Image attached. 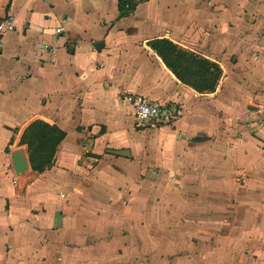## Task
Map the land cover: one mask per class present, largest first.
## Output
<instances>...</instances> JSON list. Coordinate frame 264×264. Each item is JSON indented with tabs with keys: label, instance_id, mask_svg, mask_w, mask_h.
<instances>
[{
	"label": "crops",
	"instance_id": "0c3cea01",
	"mask_svg": "<svg viewBox=\"0 0 264 264\" xmlns=\"http://www.w3.org/2000/svg\"><path fill=\"white\" fill-rule=\"evenodd\" d=\"M117 1L0 0L15 25L0 53V264H264V153L220 134L264 119V0H132L125 17ZM161 38L220 68L213 91L176 78L148 45ZM128 95L187 107L146 136L153 159H141L149 130H135ZM34 120L65 137L48 168L16 175L10 152L27 156L19 140ZM122 149L130 157L106 152ZM149 163L162 167L154 182Z\"/></svg>",
	"mask_w": 264,
	"mask_h": 264
},
{
	"label": "trees",
	"instance_id": "16d2710c",
	"mask_svg": "<svg viewBox=\"0 0 264 264\" xmlns=\"http://www.w3.org/2000/svg\"><path fill=\"white\" fill-rule=\"evenodd\" d=\"M132 0H118L119 17H125L134 10ZM150 48L161 58L164 65L182 83L197 92L213 91L221 70L213 62L186 52L170 40L161 38L148 43ZM65 133L55 125L34 120L23 130L19 145H25L31 170L41 172L51 164L55 149Z\"/></svg>",
	"mask_w": 264,
	"mask_h": 264
},
{
	"label": "rangeland",
	"instance_id": "374dc122",
	"mask_svg": "<svg viewBox=\"0 0 264 264\" xmlns=\"http://www.w3.org/2000/svg\"><path fill=\"white\" fill-rule=\"evenodd\" d=\"M5 40H6V37H5ZM126 118V122H125V128L127 127L128 128V126L129 125H131L132 126V128H133V124H132V119H131V117H130V115H128V117L126 116L125 117ZM124 118V119H125ZM262 119V118H261ZM254 122V120L252 121V120H246V121H244V120H242V118H239L238 120H237V124L240 126V125H244L245 123H253ZM262 122H264V119H262ZM262 122H260L259 121V119H257L256 120V123H257V125L258 126H256L257 128H255V126L253 127V126H249V127H247L246 126V128H241V129H239L237 126H236V124H235V121H228V123H229V125H230V127H229V130H227V132H226V135H224L223 134V132H221L220 134H221V136L222 137H229L228 139L229 140H232V139H237V140H242V141H246V142H244L245 144V149H244V154L245 155H247V154H250V155H252V154H255V153H260V154H263L264 153V130L263 129H261V126H262ZM145 129H148L149 130V132H148V134L146 135V133L144 132V133H142L140 136H138V137H143V139L141 140V141H138V145L139 146H146L145 148L147 149L146 151H144L143 150V155H142V157H141V159H153V157H154V152H152L151 150H149V143H150V141H147L146 140V136H148V138H158L159 136H161V135H163L164 136V133H162V132H158V131H154L156 128L158 129V128H160L159 126H156L155 124L154 125H147L146 127H144ZM144 128H142V129H144ZM144 129V130H145ZM245 129H248V130H245ZM135 130H136V128H135ZM169 131V130H168ZM125 133H127V132H125ZM129 136V138L130 137H132L130 134L128 135ZM247 141H249V142H247ZM217 143H212V144H209V146L208 147H205V150L204 151H206L207 153H212L213 155H215L214 153L216 152L215 150H214V148L215 149H219L220 147H222L221 145H220V143L218 142V141H216ZM250 142L252 143H254V145H251L250 144ZM209 143V142H208ZM226 143H228V141L226 142ZM20 147V146H19ZM250 148L249 150H246V148ZM181 152H179V154H180ZM141 154H142V152H141ZM147 157V158H146ZM215 158V157H214ZM213 158V159H214ZM216 159V158H215ZM214 159V160H215ZM217 161H220V159H216ZM139 162L141 163V161H140V158H139ZM147 163H148V161H147ZM179 163H181L180 161H179ZM190 162H187V164H189ZM150 165H148V166H145V167H147V172L148 173H146L145 175H143V178H144V176H145V179H147V181L146 182H154L155 180H154V177H156L155 175L157 174V172L159 171V169L160 168H162V167H160L159 165H157L156 166V164H153L152 163V165H151V163H149ZM212 164H213V162H209V165H210V167L212 168ZM220 164V163H219ZM248 164L249 163H247V162H245V163H243V162H240L239 163V166L238 167H235V169H237V170H242V171H246V167L248 166ZM177 167H180V166H175V168H168L167 170H166V173H173L174 171H177V170H185L186 168H183V167H181L180 169L179 168H177ZM209 167V168H210ZM188 170H194L195 169V166H193L191 169H190V167H188L187 168ZM170 170L172 171V172H170ZM149 175V176H148ZM208 175H210V177H215L216 175H214V174H211V173H209ZM148 176V177H147ZM217 176H220V175H217ZM247 176V174L246 173H244L241 177H239V179H241V183L239 182V184L241 185V187L244 189L245 187H243V186H248V184H243V181L245 180L246 182H248V177H246ZM220 177H222V176H220ZM172 179H174V178H172ZM174 181H176V180H174ZM174 181H172L171 183H168L167 181H165L163 184H165V185H168V186H177V188H179V184L181 183V178H180V180H178L177 182H174ZM224 181L227 183V179L224 177ZM232 181V183L233 184H237V179H236V177H233V179L231 180ZM241 194V196H244V197H246V194H242V193H240ZM231 197V196H230ZM229 199L230 198H228V199H226V200H228L229 201ZM224 213L225 214H227V213H229V210L228 209H225L224 210ZM230 213H231V210H230ZM232 213H233V211H232ZM249 215L250 214H248V211H247V209H242V210H239L238 211V216L237 217H235L234 219L236 220V224L235 225H233V231H237L238 233H239V231H240V227L241 226H246L247 225V223L248 222H250L249 221ZM216 219H220V218H216L215 217V214H214V212L213 211H209V214H208V220H210V221H214V220H216ZM230 220H231V218H230ZM242 220H244V221H242ZM242 222H244V223H242ZM223 224H222V222H220L219 224H218V226H222ZM226 226V225H225ZM210 227H215L214 225H212V224H210ZM251 255V254H250ZM251 257H253V255H251Z\"/></svg>",
	"mask_w": 264,
	"mask_h": 264
},
{
	"label": "built area",
	"instance_id": "2783aa9c",
	"mask_svg": "<svg viewBox=\"0 0 264 264\" xmlns=\"http://www.w3.org/2000/svg\"><path fill=\"white\" fill-rule=\"evenodd\" d=\"M35 1L41 2L44 0ZM14 30V17L12 15H6L0 19V53L3 50L6 35ZM62 31L63 29L61 26H57L54 29L55 35L61 34ZM47 51L49 55H52L53 49L51 47H49ZM90 57L94 59L96 54L91 53ZM125 99L132 108L134 126L137 129L155 123L171 124L173 121L182 118L184 112L187 110L186 106L167 107L158 102L148 101L138 95H128Z\"/></svg>",
	"mask_w": 264,
	"mask_h": 264
},
{
	"label": "water",
	"instance_id": "95a60500",
	"mask_svg": "<svg viewBox=\"0 0 264 264\" xmlns=\"http://www.w3.org/2000/svg\"><path fill=\"white\" fill-rule=\"evenodd\" d=\"M108 154L116 155L120 157H130L127 149L122 150H107ZM10 160L13 167V171L16 175L23 174L29 169L28 158L22 148L13 149L10 152Z\"/></svg>",
	"mask_w": 264,
	"mask_h": 264
}]
</instances>
